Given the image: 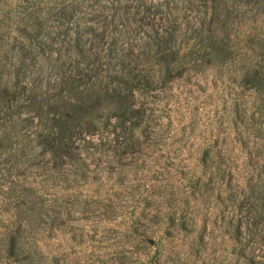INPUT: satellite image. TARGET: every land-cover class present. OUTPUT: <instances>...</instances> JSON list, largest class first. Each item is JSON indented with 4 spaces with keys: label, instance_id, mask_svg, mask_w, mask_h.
Instances as JSON below:
<instances>
[{
    "label": "rangeland",
    "instance_id": "obj_1",
    "mask_svg": "<svg viewBox=\"0 0 264 264\" xmlns=\"http://www.w3.org/2000/svg\"><path fill=\"white\" fill-rule=\"evenodd\" d=\"M24 5L0 0L1 36L22 39ZM79 11L109 16L112 30L181 31L184 59L166 68L138 40L150 83L136 94L140 126L107 125L87 166L22 170L32 201L15 205L0 176V264H264V0H86ZM212 18L219 58L190 37Z\"/></svg>",
    "mask_w": 264,
    "mask_h": 264
},
{
    "label": "trees",
    "instance_id": "obj_2",
    "mask_svg": "<svg viewBox=\"0 0 264 264\" xmlns=\"http://www.w3.org/2000/svg\"><path fill=\"white\" fill-rule=\"evenodd\" d=\"M85 2L25 0L17 22L24 27L17 28L22 39L0 35V176H10L12 190L20 192L15 205L33 200L22 195L31 189L22 170L53 175L68 164L85 165L84 156L99 152L93 139L102 140L107 125L140 126L136 94L150 83L139 67L138 40L155 46L144 56L166 68L180 59L175 70L184 59L175 46L181 31L112 30L109 16L84 18L79 10ZM218 24L212 18L207 28L191 31L190 37L209 43L207 57L226 51ZM253 77L262 81L257 71ZM246 235L240 231L238 240L246 241Z\"/></svg>",
    "mask_w": 264,
    "mask_h": 264
}]
</instances>
